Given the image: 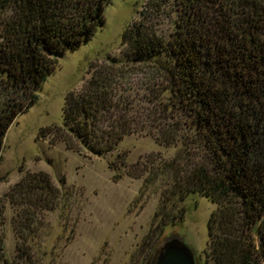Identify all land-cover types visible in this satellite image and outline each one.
I'll return each mask as SVG.
<instances>
[{
	"label": "trees",
	"instance_id": "trees-1",
	"mask_svg": "<svg viewBox=\"0 0 264 264\" xmlns=\"http://www.w3.org/2000/svg\"><path fill=\"white\" fill-rule=\"evenodd\" d=\"M108 2L0 0V154L9 126L35 103L34 91L55 71L54 55L88 40L104 23ZM172 4L180 13L169 38L141 21L133 41L132 59L156 63L166 82L163 92L169 93L166 102L148 100L165 113L164 121L150 120L157 121L156 137L179 149L156 166L170 173L172 188L165 194L154 241L132 264L145 262L167 225L183 222L182 203L195 192L215 205L203 264H264V0ZM162 56L164 61H158ZM91 85L89 94L68 96L64 126L56 132L97 155L111 154L134 132V121L127 105L115 112L119 105L109 93L96 81ZM176 113L191 117V136L166 120ZM67 137L68 148L74 149ZM59 196L45 172L24 175L5 194L15 211L19 264H36L31 241L40 230L41 214L53 210ZM4 204L0 198V227ZM1 263L8 264L0 234Z\"/></svg>",
	"mask_w": 264,
	"mask_h": 264
},
{
	"label": "rangeland",
	"instance_id": "rangeland-1",
	"mask_svg": "<svg viewBox=\"0 0 264 264\" xmlns=\"http://www.w3.org/2000/svg\"><path fill=\"white\" fill-rule=\"evenodd\" d=\"M179 13L172 0H109L96 32L78 47L54 55L55 71L34 91L35 103L9 126L0 154V198L5 201L0 234L8 264L19 263L15 211L5 194L34 172L47 173L60 192L55 208L41 214L40 230L31 241L36 264H132L146 254L161 223L165 194L172 188L170 173L156 166L173 158L179 146H166L156 137L157 121L150 120L164 121L165 113L148 100L166 102L169 93L163 92L166 82L153 67L156 63L132 59L133 41L141 21L169 38ZM93 81L119 105L112 111L121 113L127 105L134 121V132L111 154L97 155L56 132L64 126L68 96L89 94ZM172 116L166 120H174L181 134L191 136V117ZM66 137L74 149L68 148ZM182 206L183 222L167 225L166 234L184 236L203 261L215 205L195 192Z\"/></svg>",
	"mask_w": 264,
	"mask_h": 264
},
{
	"label": "water",
	"instance_id": "water-1",
	"mask_svg": "<svg viewBox=\"0 0 264 264\" xmlns=\"http://www.w3.org/2000/svg\"><path fill=\"white\" fill-rule=\"evenodd\" d=\"M166 227L156 247L143 264H203L190 242L178 234H166Z\"/></svg>",
	"mask_w": 264,
	"mask_h": 264
}]
</instances>
